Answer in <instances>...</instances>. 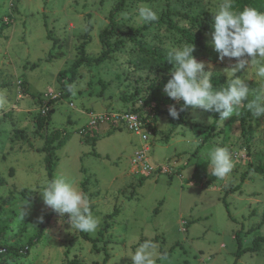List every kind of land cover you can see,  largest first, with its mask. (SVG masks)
I'll use <instances>...</instances> for the list:
<instances>
[{
	"label": "rangeland",
	"instance_id": "374dc122",
	"mask_svg": "<svg viewBox=\"0 0 264 264\" xmlns=\"http://www.w3.org/2000/svg\"><path fill=\"white\" fill-rule=\"evenodd\" d=\"M117 2L0 0V26L6 24L0 36V83H8L0 92L9 101L7 109L0 110V118L8 112L0 121V177L5 180L0 197L14 195L2 223L10 244L30 246L27 256L10 257L7 264H68L73 259L84 264H132L127 255L145 241L155 245L157 256L168 255V261L157 259L156 264H264V241L258 250L249 249L256 238L264 237V172L254 171L264 161V117L249 113L254 132L249 141L241 133L240 115L221 121L219 113L193 108L189 124L174 127L176 119L166 113L157 122V133L151 134L149 159L170 171L142 175L131 172L133 154L141 143L137 135L108 124L87 127L92 112L127 107L121 96L130 93L134 76H154L151 70H159L171 77L173 64L151 57L144 48H155L167 58L170 46L186 40L167 25L142 37L136 32L145 24L138 17L139 7H153L158 17L170 13L181 25L195 18L203 24L204 13L212 14L210 26L221 0L134 3L119 14V31L111 38L122 42L121 50L102 62L84 64L77 79L71 80L88 24L93 30L86 53L98 56L104 49L100 34ZM211 40V34L204 35L206 46H195L193 55L213 76L227 78L224 69L236 60L221 61ZM129 73H134L131 79ZM246 83L253 89L249 99H254L260 84L251 78ZM50 93L59 98L49 102V130L69 135L55 152L53 177L43 149L46 127L36 131V116ZM162 94L164 87L157 91ZM168 99V107L179 110L183 101ZM153 112V106L146 105L144 114ZM216 120L213 134L202 143ZM244 138L248 151L239 147ZM215 146L230 149L235 167L224 180L209 182L208 154ZM61 175L88 195L91 211L99 218L94 233L70 229L68 214L61 217L44 205L39 193L42 182ZM23 189L32 198L21 195ZM41 215L43 222L38 219Z\"/></svg>",
	"mask_w": 264,
	"mask_h": 264
},
{
	"label": "clouds",
	"instance_id": "9594fccd",
	"mask_svg": "<svg viewBox=\"0 0 264 264\" xmlns=\"http://www.w3.org/2000/svg\"><path fill=\"white\" fill-rule=\"evenodd\" d=\"M138 17L144 23L159 19L157 11L148 5L138 8ZM213 29L211 44L218 58L236 60L233 66L224 69L226 86L214 87L213 72L205 70V63L195 58L193 43L170 46L167 61L173 68L164 92L177 103H183L179 110L175 105L170 106L169 115L178 119L180 112L191 107L219 113V120L225 121L239 116L243 106L253 117H264V11L253 6L238 8L234 0H221L213 12ZM250 78L260 84L254 99H249L253 89L246 80ZM8 103L7 96L0 92V110H6ZM208 155L209 175L224 180L232 173L235 161L227 146H215ZM39 193L47 208L61 217L68 214L70 229L81 233H94L98 229L99 218L90 209L88 195L70 178L61 175L45 179ZM38 219L43 222V215ZM154 250L155 245L145 241L127 256L132 264H156L157 259L168 261L166 252L157 256Z\"/></svg>",
	"mask_w": 264,
	"mask_h": 264
},
{
	"label": "trees",
	"instance_id": "16d2710c",
	"mask_svg": "<svg viewBox=\"0 0 264 264\" xmlns=\"http://www.w3.org/2000/svg\"><path fill=\"white\" fill-rule=\"evenodd\" d=\"M153 1H169V0H118V2L114 5V7L110 10L109 13V24L108 26L101 32L100 34V39L101 42L104 46V49L98 56H89L86 53V45L89 42L90 39V33L93 30V25L91 23L88 24V31L85 34V40L80 44L78 53L79 56L75 60V62L72 65L71 68V80L75 81L77 79V75L79 72V69L86 63H99L104 60H107L108 58H111L115 54H117L122 47V42L121 41H112L111 38L113 34H116L119 31V26H118V17L119 14L122 15L129 9V6H132L134 3L137 2H153ZM234 5L238 8H242L244 6H253L258 8L260 11H264V0H234ZM204 16L206 17V22L198 24V19H191L185 22L184 25H181L177 22L176 19L172 17L170 13H163L157 21H153L150 23H145L142 27L137 28L136 32L139 33L142 37L146 36L147 32H150L151 30H154L157 27H161L163 25H167L170 29L175 30L178 32L184 39L186 40L185 43H193L194 46H202L204 48L206 46L204 42V35H210L213 32V25H208V21L212 19V14L204 13ZM90 17V14H89ZM199 26L205 27L204 31L197 30ZM6 29V24H2L0 26V36L2 35L3 31ZM196 30V31H195ZM181 43V42H180ZM144 52L146 54H149L151 57H154L161 62L165 64H170V62L167 61V58L162 55L161 52H159L155 48H144ZM53 56V53H50V57ZM154 76L148 75L139 77V76H134V86L130 90V93L125 92V96H121L125 104L127 105L126 108L124 109H113L117 111H136L140 113V115L144 118V121H148L149 127L152 130V133H157V122L159 121L160 117L163 116L166 113H169V107H168V101L169 97L167 94H162V95H157L158 89L161 87L163 88L168 80L171 78L169 77L168 74H166L163 71L159 70H151ZM240 73H238L239 75ZM130 75H134V73H129L127 74V78H130ZM213 85L214 87H221V86H226L227 83V78L225 76H213ZM20 83H23V81H20ZM8 85V83H0V88ZM65 88L68 86L64 83L62 84ZM70 92L68 93V95ZM151 96V97H150ZM139 100H143L144 104L142 107L137 108L136 103ZM51 100L50 103H52ZM183 102H181L182 104ZM152 105L154 112L153 115L150 116L145 113V108L146 105ZM180 104V106H181ZM44 102L41 104V108L43 107ZM193 108L189 107L185 109L184 111L180 112L179 118L176 119L173 122L174 127H177L182 124H189L188 121V116L191 113ZM51 110L52 108L47 112V114H43L41 109L39 113L36 116V121H37V128L36 131L41 133V130L43 127H46V135H45V146H44V151L46 153L45 156V161L47 164V169H48V174L53 177L54 175V158H55V152L57 149L62 148L66 142L69 139V135L62 136L61 132L58 129L54 130H49V123H50V116H51ZM8 112L3 113V116H6ZM249 111L244 107L242 113L240 114V121L242 124V135L246 137L247 140L251 141L254 136L253 128L251 127L250 122L248 121V115ZM0 118V121L3 118ZM264 120V118H263ZM217 123V120L214 122V124L211 127V130L209 134L204 138L203 142L209 138L211 134H213L215 125ZM249 123V124H248ZM248 125V126H247ZM85 131V127L83 129ZM48 131V132H47ZM88 135L91 134V131L87 132ZM168 139V138H167ZM240 149H245L248 151L249 149V144L245 142V138L243 142L239 143ZM200 151V146L197 149L196 152ZM234 156V154H232ZM196 171H198V167H196ZM250 171V168L244 173L243 176L248 175ZM254 171L257 172H264V161L262 162L261 165L256 166L254 168ZM197 173H195L196 175ZM216 178L210 175V180L209 182L215 180ZM4 179L0 177V186L4 183ZM142 183V180L140 181V184ZM32 193H29L27 189H23L21 191V195L29 196L32 198L30 195ZM14 200V195L10 194L7 197L3 198L0 197V264H7L8 259L10 257H24L27 256L30 252V246H22L20 244H10L8 241V235L5 230V226L3 227V213L5 212L6 206L10 205ZM93 206H90V209H92ZM45 227V225H44ZM4 228V229H3ZM41 236V234H40ZM40 236L38 239H40ZM85 238H89L87 234H84ZM264 241V237H258L255 239V245L249 249L251 250H258L261 242ZM33 241L29 242V245H32ZM243 250H239V253H241ZM68 264H84L80 262L78 259H73L71 260Z\"/></svg>",
	"mask_w": 264,
	"mask_h": 264
},
{
	"label": "built area",
	"instance_id": "2783aa9c",
	"mask_svg": "<svg viewBox=\"0 0 264 264\" xmlns=\"http://www.w3.org/2000/svg\"><path fill=\"white\" fill-rule=\"evenodd\" d=\"M47 97L48 100L44 102V105L41 108L43 114H47V112L51 109L49 102L59 98L57 94L52 93L48 94ZM143 104L144 101L139 100L136 103V107H142ZM107 124L113 128L125 127L127 130L139 137L141 143L135 150L131 161V172L133 174L142 175L159 170H163L164 172L170 171V168L166 166H155L150 161L149 151L151 150V146L149 140H151L152 130L149 127L148 121H144V118L140 115V113L136 111L117 110L99 113L92 112L87 127L94 128Z\"/></svg>",
	"mask_w": 264,
	"mask_h": 264
}]
</instances>
